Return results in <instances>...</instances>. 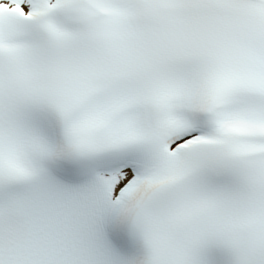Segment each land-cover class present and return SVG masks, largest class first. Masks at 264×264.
Listing matches in <instances>:
<instances>
[{
	"label": "snow or ice",
	"instance_id": "snow-or-ice-1",
	"mask_svg": "<svg viewBox=\"0 0 264 264\" xmlns=\"http://www.w3.org/2000/svg\"><path fill=\"white\" fill-rule=\"evenodd\" d=\"M0 264H264V0H0Z\"/></svg>",
	"mask_w": 264,
	"mask_h": 264
}]
</instances>
